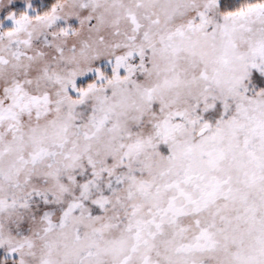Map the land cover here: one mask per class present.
<instances>
[{"label": "snow or ice", "instance_id": "6c2138e0", "mask_svg": "<svg viewBox=\"0 0 264 264\" xmlns=\"http://www.w3.org/2000/svg\"><path fill=\"white\" fill-rule=\"evenodd\" d=\"M0 264H264V0H0Z\"/></svg>", "mask_w": 264, "mask_h": 264}]
</instances>
